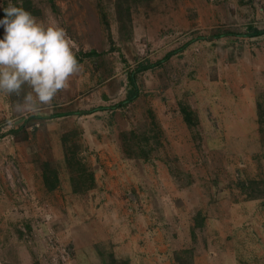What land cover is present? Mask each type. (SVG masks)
<instances>
[{
    "label": "rangeland",
    "instance_id": "rangeland-1",
    "mask_svg": "<svg viewBox=\"0 0 264 264\" xmlns=\"http://www.w3.org/2000/svg\"><path fill=\"white\" fill-rule=\"evenodd\" d=\"M11 3L80 69L0 94V264H264V0Z\"/></svg>",
    "mask_w": 264,
    "mask_h": 264
},
{
    "label": "clouds",
    "instance_id": "clouds-1",
    "mask_svg": "<svg viewBox=\"0 0 264 264\" xmlns=\"http://www.w3.org/2000/svg\"><path fill=\"white\" fill-rule=\"evenodd\" d=\"M0 18V94L20 96V112H36L68 86L80 65L73 41L56 21L48 24L9 0Z\"/></svg>",
    "mask_w": 264,
    "mask_h": 264
},
{
    "label": "trees",
    "instance_id": "trees-1",
    "mask_svg": "<svg viewBox=\"0 0 264 264\" xmlns=\"http://www.w3.org/2000/svg\"><path fill=\"white\" fill-rule=\"evenodd\" d=\"M3 7H5L6 8V4L3 6ZM3 7H2V9H1V12H0V18H3V16H4V12H3ZM232 35L231 33H226V35ZM235 36H244V37H250V38H258V37H261V36H264V30L263 31H260V30H256V29H251V28H249V32H247L246 34H240V35H237V34H234ZM215 36H216V38H220L221 36H225V34H215ZM188 44V43H187ZM186 44V45H187ZM186 45H184V46H186ZM181 49L180 48H178V49H174V50H172V51H169V52H167L165 55H164V57L161 59V60H158V61H156L155 63L157 64V65H160V64H162V62H164V61H166V60H168L169 58H171L172 56H174L175 54H177L179 51H180ZM94 54V52H91L90 53V55H93ZM77 58V57H76ZM77 60H78V63H79V59L77 58ZM155 65H150V66H148V67H142V68H140L141 70H146V69H149V68H152V67H154ZM140 69H137L136 71H134L133 73H130L131 75H129V77H128V83H129V85L131 86V88L133 89V90H130L129 91V93H128V97H127V99L125 100V102H127V101H131V100H133L136 96H137V92H136V89H135V83H134V76H135V74L136 73H138L139 72V70ZM183 111V110H182ZM69 115H72V114H68V115H66V114H58V115H52L51 117H47V118H44V119H51V118H56V117H64V116H69ZM186 115V114H185ZM35 118V117H34ZM37 119H40V118H42V117H36ZM189 119H187V121H188ZM42 168H43V171L44 172H47L48 171V169H49V164L48 163H43L42 164ZM48 180V179H47ZM47 182V184H48V181H46Z\"/></svg>",
    "mask_w": 264,
    "mask_h": 264
}]
</instances>
